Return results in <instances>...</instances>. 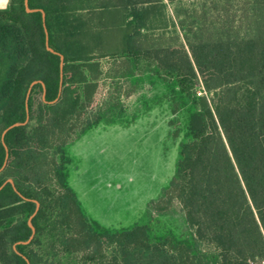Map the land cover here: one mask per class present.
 <instances>
[{"label": "trees", "instance_id": "16d2710c", "mask_svg": "<svg viewBox=\"0 0 264 264\" xmlns=\"http://www.w3.org/2000/svg\"><path fill=\"white\" fill-rule=\"evenodd\" d=\"M197 1L185 11L176 8L181 39L176 30L174 37L156 34L177 25L166 18L165 0H29L31 8L46 12L50 45L65 55L56 101L61 58L46 46L42 12L27 11L25 0L0 9L4 22L23 27L30 48L20 67L0 61V95L7 101L0 111V167L3 129L26 119L30 83L46 86L45 100L43 83L34 84L30 121L5 136L9 159L0 185L12 177L40 206L33 239L19 242L32 234L28 219L37 204L10 182L0 190V264H28L24 255L30 264H62L45 256V243L82 253L67 264H264V0ZM119 51L167 68L182 86L201 78L207 91L194 99L191 139L180 144L176 173L150 203L149 221L127 229L91 220L68 182L67 146L103 121L101 115L84 119V106L96 101L101 88L97 58ZM47 175L56 180L54 189L45 184ZM176 200L195 241L214 246L215 256L156 233V213Z\"/></svg>", "mask_w": 264, "mask_h": 264}, {"label": "rangeland", "instance_id": "374dc122", "mask_svg": "<svg viewBox=\"0 0 264 264\" xmlns=\"http://www.w3.org/2000/svg\"><path fill=\"white\" fill-rule=\"evenodd\" d=\"M165 3L166 18L170 23L176 21L177 25L157 30L156 34L165 32L169 38L177 31L183 39L176 8L185 11L200 3L197 0H165ZM29 56L23 27L4 22L0 17V61L20 67ZM97 60L101 88L96 101L84 106V119L101 115L102 122L127 124L137 116L140 118L127 128L93 127L72 143L68 148L73 160L68 164L70 186L85 198L90 214L102 226L127 229L149 221L150 203L163 195L175 175L180 144L191 139L188 118L197 107L194 99L202 94L203 81L198 78L193 83L179 85L175 73L167 68L150 64L153 61L143 56L136 59L121 51L99 56ZM6 104L0 95V111ZM80 130L81 127L77 132ZM44 181L52 189L56 187L57 182L51 176L47 175ZM156 215L160 219L154 223L156 233L173 234L189 241L197 252L217 254L214 246L195 241L194 231L178 200L169 210ZM42 248L46 257L62 264L76 263L82 255L48 243ZM113 252L112 246L106 247L105 256Z\"/></svg>", "mask_w": 264, "mask_h": 264}, {"label": "water", "instance_id": "95a60500", "mask_svg": "<svg viewBox=\"0 0 264 264\" xmlns=\"http://www.w3.org/2000/svg\"><path fill=\"white\" fill-rule=\"evenodd\" d=\"M25 5H26V9H27V11H30V12H31V11H39V10H40V11L42 12L43 23H44L45 32H46V46H47V48H48L49 50H51V51H53V52L59 54V55H60V58H61V59H60V92H59L58 97L54 100V101H56V100L59 98L60 94H61V89H62V87H63V82H64V64H65V55H64L62 52L56 50L55 48H53V47L50 45L49 30H48L47 25H46V12L44 11V9H43V8H38V7H37V8H31V7L29 6V0H25ZM39 81L43 83V87H44L43 98L45 99V92H46V86H45V83H44L42 80H34V81H32V82L30 83L28 89H27V95H26V119H25L24 121H16V122L10 124L9 126L5 127V128L3 129V131H2L1 139H2V142H3L4 146H5L6 154H5L4 162H3L2 166L0 167V171H2V170L6 167L7 162H8V159H9V147H8L6 141H5V136H6L7 132H8L10 129H12L13 127H15V126H19V125H24V124H26L28 121H30L29 98H30V95H31L32 88H33L34 84L38 83ZM45 100H46V99H45ZM8 182L12 183L14 189H15V190H16V191H17L22 197H24L25 199L33 200V201H35L36 204H37V205H36V209H35V211L30 215V217H29V219H28V223H29V225H30L31 228H32V234L30 235V237H29L27 240H25V241H19V242L29 243V242L33 239L34 234H35V230H36V229H35V226H34L32 220H33V217L36 215V213H37V211H38V209H39L40 202H39V200L36 199V198H29V197H26L25 195H23V194L19 191V189L17 188V186H16V184H15V181H14V179H13L12 177L7 178V179H6V180L0 185V190H1V189H2V188H3ZM14 247H15V249L17 250V248H16V244L14 245ZM17 252L21 253V252L18 251V250H17ZM24 256H25V258L28 260V264H30V261H29L28 257H27L26 255H24Z\"/></svg>", "mask_w": 264, "mask_h": 264}, {"label": "crops", "instance_id": "0c3cea01", "mask_svg": "<svg viewBox=\"0 0 264 264\" xmlns=\"http://www.w3.org/2000/svg\"><path fill=\"white\" fill-rule=\"evenodd\" d=\"M10 1L11 0H0V9H3V8H7L8 6H9V4H10ZM139 118H140V116H137L133 121H131L130 123H127V124H124V123H122V122H110V123H105V122H101L100 124H98V125H96V126H94L95 128L96 127H105V126H117V127H119V128H127V127H129V126H131L132 124H134L137 120H139ZM93 128V127H92ZM91 129V128H90ZM89 130V129H88ZM88 130H86L85 132H83L82 134H80L77 138H76V140H78L83 134H85ZM75 140V141H76ZM74 141V142H75ZM73 142V143H74ZM72 144V143H71ZM71 144H69L68 146H67V153H68V148H69V146L71 145ZM69 155V154H68ZM69 157H70V155H69ZM71 158V157H70ZM72 162H73V160H72V158H71V162H70V164H69V166L72 164ZM68 182H69V184L72 186V184H71V180H70V170H68ZM74 191L76 192V194H77V196H78V198H79V200H80V202H81V206H82V208H83V210H84V212H85V214L91 219V220H96V221H98L97 219H95V218H93V216L90 214V212H89V209L87 208V206H86V203H85V198H82V196L79 194V193H77V191L74 189ZM148 212H149V210H148ZM99 222V221H98ZM101 223V222H100ZM102 224V223H101ZM105 227H107V226H105Z\"/></svg>", "mask_w": 264, "mask_h": 264}, {"label": "built area", "instance_id": "2783aa9c", "mask_svg": "<svg viewBox=\"0 0 264 264\" xmlns=\"http://www.w3.org/2000/svg\"><path fill=\"white\" fill-rule=\"evenodd\" d=\"M202 94H206L207 93V91H206V89H205V87H204V85H202V89H201V91H200Z\"/></svg>", "mask_w": 264, "mask_h": 264}]
</instances>
